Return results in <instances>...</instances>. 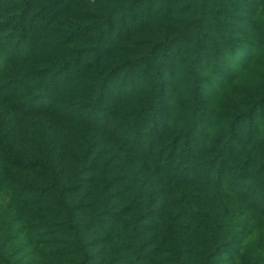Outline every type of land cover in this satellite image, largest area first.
I'll list each match as a JSON object with an SVG mask.
<instances>
[{"label": "rangeland", "instance_id": "obj_1", "mask_svg": "<svg viewBox=\"0 0 264 264\" xmlns=\"http://www.w3.org/2000/svg\"><path fill=\"white\" fill-rule=\"evenodd\" d=\"M20 1L0 0V16ZM81 1L29 0L16 57L0 49V264H79L58 224L69 215L88 228L95 214L96 236L81 229L87 253L103 247L108 256L91 264H123L126 255L148 264L171 240L187 264H201L195 253L214 243L216 264H264V0ZM83 23L91 30L70 38ZM49 38H70L75 50L45 54ZM70 51L72 64L53 73ZM10 64L28 75L17 95L50 114L13 115ZM101 88L106 111L92 121ZM173 147L181 164L167 171L155 156ZM247 154L240 180L235 166Z\"/></svg>", "mask_w": 264, "mask_h": 264}, {"label": "trees", "instance_id": "obj_2", "mask_svg": "<svg viewBox=\"0 0 264 264\" xmlns=\"http://www.w3.org/2000/svg\"><path fill=\"white\" fill-rule=\"evenodd\" d=\"M86 2L81 1L80 0V4H84ZM70 5V8L72 10V12L74 11V1H71L68 3ZM67 4V5H68ZM17 10L14 14H4L2 16H0V49L5 48L4 46L9 48V56L13 59L15 58V53L17 52V50L20 48V46L22 45L21 41L24 39V37L26 36V28L24 26V18L26 15V12L28 10L29 7V0H21L20 2H18L17 4ZM80 8V7H79ZM7 25H10V31H7ZM83 24H77L74 27H70L69 28V33L72 35L70 38H72L73 36H75V34H80L84 31H89L91 30L92 27H84ZM92 24L90 23V26ZM5 29V31H4ZM95 29V33L96 32H100L102 35H104V33L107 32V27L103 28V29ZM67 31V30H66ZM69 38L68 41H66L65 43L59 40H54L49 38V47H51L53 50H48V53L44 51L45 54H51L54 56V53L61 51L63 49V45H67L69 50H75L72 47H75L74 41L71 40ZM76 38V37H75ZM77 40V39H76ZM54 42V43H53ZM78 43V40L76 41ZM61 49H57L61 46ZM247 42L244 43L243 47L246 46ZM87 46V44H85ZM102 44L101 42H93V44L91 45V49L95 52L101 50L100 48H102ZM76 51H80V50H76ZM55 53V54H56ZM68 53L72 52H65L61 54V57L57 60L54 61V68H53V73H59L60 71H65L67 70V68L70 66V64H72L71 62L66 63L64 61H66V57L68 56ZM151 55V53H150ZM76 58H74L72 60V62H77L81 59V57H79L78 55ZM166 59V58H163ZM166 63L165 60L162 61V64L164 65ZM190 64L194 63V60H190L189 61ZM10 68V73H8L4 80H5V84H7L9 86V89L6 90L8 92V97H10L11 99H13V103L14 106L12 107V110L14 109L15 112L13 113L14 116H17L18 111H20L23 115H27L28 118L30 119V121L33 120H39L40 116L42 113L46 112L47 114H50L48 110L42 109L43 106L37 104V105H33V102L35 101V98L32 97V95H27L24 98H21L20 96L17 95V91L16 88L18 87L19 83H23L25 81V79L28 77V75L26 74H22V73H17L14 69L13 66L10 64L8 65ZM192 69V68H191ZM44 70H47V68H45ZM161 65H159L158 67H156L155 69V75H156V79H157V83H158V87L159 89L162 88L163 82H162V77H161ZM100 80H102V78H100ZM104 80H106V77L104 78ZM3 83V85H5ZM50 88H52V84L51 82H48L46 84V87L44 89V91L49 92ZM45 95V92H43ZM104 95V89H99L95 100H93V102L89 103L90 106L92 107L91 110V120L93 121L96 116L97 113L106 111V106L102 101V97ZM156 109H160V104H156ZM32 109H38V111H29ZM17 112V113H16ZM44 113V114H46ZM46 116V115H45ZM6 119L4 118H0V127L3 130H6L5 127H7L6 123H5ZM50 121H51V116H50ZM49 121V122H50ZM50 129H44V133H48L50 132ZM5 145V150L8 153V155L10 156V147L9 144L4 142ZM149 151L151 153L150 147ZM248 153V152H247ZM163 152L160 151L159 153L157 152V155L155 156V161L159 162L162 161V166L164 167L165 170L170 171L172 168L171 163H175V166H179L181 164V160L176 161L175 162V157H176V152L174 151V147L172 148L171 152H167V154L162 157ZM222 152H217L215 159H222ZM248 164H249V156L244 155L242 158H239V161L237 162L236 166H235V174L236 176L240 179V180H246L248 178ZM252 179H256V178H252ZM258 184H260L262 187L264 186V178H258L257 179ZM249 183V181H248ZM258 192V191H257ZM258 194L260 195L261 198L264 199V187L262 189L259 190ZM99 219V214H95L92 217L89 218V226L88 228H83L81 227V224L77 221H75L72 216L66 215L65 220L63 222H60L58 224L59 227H61V229H64L66 234H68L69 239L65 240L64 243L68 244L72 249H74L75 251H77L80 256H81V261L79 262V264H91V262H95L99 256H104L107 257L108 255H104V252L102 250L103 247H99V250L96 252V254H94L95 256H91L89 253H87V248L89 243L86 242V236L85 232H94L92 234H94L96 236V233H98L99 231L96 232V223ZM94 223V224H92ZM98 226V225H97ZM57 227V226H55ZM81 229H84V234L83 232H81ZM109 232V231H108ZM95 239L97 240H102V238L96 237ZM100 245V243H99ZM168 246L170 247V249H165L164 247ZM180 244H177L174 240L170 241V244H165L162 246H158L156 248H154L153 250L150 251V253L146 256L147 260L149 261L148 264H187V262L185 261V257L182 256L183 251H178V250H174L175 248H180ZM219 250H220V245H216L215 243L213 244V249L211 251H203V250H197V252L195 253L194 257H201V264H216L218 261L219 256ZM120 252V251H119ZM124 255H126L125 253H122ZM193 257V256H192ZM103 258V259H104ZM138 259L134 256H130L126 255L122 257L123 262L125 264H145L141 261V258L138 259V262L136 263H132L131 259ZM123 263V264H124ZM107 264V263H104Z\"/></svg>", "mask_w": 264, "mask_h": 264}]
</instances>
